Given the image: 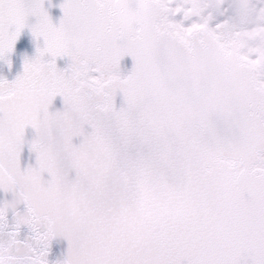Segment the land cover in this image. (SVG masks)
<instances>
[{
    "label": "snow or ice",
    "instance_id": "obj_1",
    "mask_svg": "<svg viewBox=\"0 0 264 264\" xmlns=\"http://www.w3.org/2000/svg\"><path fill=\"white\" fill-rule=\"evenodd\" d=\"M60 8L0 0V264H264V0Z\"/></svg>",
    "mask_w": 264,
    "mask_h": 264
},
{
    "label": "water",
    "instance_id": "obj_2",
    "mask_svg": "<svg viewBox=\"0 0 264 264\" xmlns=\"http://www.w3.org/2000/svg\"><path fill=\"white\" fill-rule=\"evenodd\" d=\"M64 0H44V7L49 12L53 19V22L59 24L61 17L63 16V10L60 5ZM30 23H35V18L30 19ZM43 47V38L39 41L35 39L32 35L30 28H25L18 39L13 53H11L7 58L0 59V78H5L9 81L14 80L17 76L22 74L25 58H32L36 55L37 46ZM9 61L11 64L9 65ZM68 58H58L57 65L60 68L67 66ZM122 68L130 70L133 66V61L131 57H125L121 62ZM55 108H62L63 101L62 98L57 97L54 102ZM33 134V130H28V138L30 139ZM29 162L34 163V154H30L28 148L26 147L22 156V163L26 166ZM67 241H61L54 244L53 251L50 256V260L55 261L60 258L63 253H66Z\"/></svg>",
    "mask_w": 264,
    "mask_h": 264
}]
</instances>
